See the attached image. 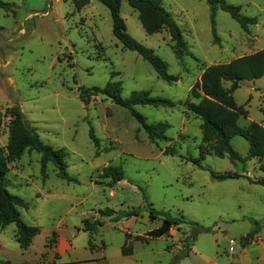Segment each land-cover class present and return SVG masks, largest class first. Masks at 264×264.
<instances>
[{
	"label": "rangeland",
	"instance_id": "obj_1",
	"mask_svg": "<svg viewBox=\"0 0 264 264\" xmlns=\"http://www.w3.org/2000/svg\"><path fill=\"white\" fill-rule=\"evenodd\" d=\"M2 1L10 3L12 10L0 9V148L5 150L8 143L9 110L18 106L44 143L65 150L67 172L77 180L60 179L52 164L43 176L40 155L33 149L9 162L7 189L28 203L27 209L19 208L25 223L47 230L59 216L74 224L81 212L82 220H103L93 238L105 239L113 259L116 242L124 232L139 241L142 261L138 264H169L184 250L182 241L197 233L189 222L216 227L221 235L228 229L234 233L245 229L246 223L238 219L245 210L252 211L256 220L264 216V186L251 185L244 177L213 179L207 170L243 173L240 162L207 154L201 160L202 167L193 163L199 154L201 120L187 109L188 102H196L190 91L207 66L264 48V0H226L239 5L243 14L256 16L257 23L245 31L218 9L214 18L217 40L206 0H163L186 42L187 51L181 58L174 54L166 29L147 34L137 11L121 0L120 15L127 33L162 58L167 72L175 76L171 81L160 78L135 51L122 47L112 34L109 10L96 0L78 10L71 0ZM108 82L119 84L122 97L144 89L151 96L172 100V107L136 106L147 122H167L170 139L151 141L128 110L110 97L82 94L89 87H103ZM233 97L247 112L238 117L239 125L249 121L264 125V75L242 81ZM90 127L100 141L98 148L89 138ZM231 143L241 155L246 154L248 144L242 137L234 136ZM170 148L174 155L168 153ZM109 165L120 166L124 173L113 186L103 177ZM245 173L251 178L260 175L255 159L246 162ZM140 188L145 189L146 203ZM148 203L155 210L184 219L150 247L142 237L161 220L149 218ZM105 207L142 210L124 222L102 216L98 210ZM229 218L235 219L234 223ZM14 232V224L0 226V264L14 261L13 248L17 252L18 246ZM214 245L210 233L198 241L204 251H212ZM225 247L227 242L223 241L221 249ZM194 262L204 263L189 252L175 264ZM212 262L218 264L215 259Z\"/></svg>",
	"mask_w": 264,
	"mask_h": 264
},
{
	"label": "trees",
	"instance_id": "obj_2",
	"mask_svg": "<svg viewBox=\"0 0 264 264\" xmlns=\"http://www.w3.org/2000/svg\"><path fill=\"white\" fill-rule=\"evenodd\" d=\"M74 7L78 10L88 4L91 0H71ZM103 4L110 13L111 31L113 36L121 43L122 47L135 51L140 57L147 61L156 74L166 81L175 79V76L167 72V65L158 56L153 49L146 47L135 40L126 30V24L120 15L121 0H96ZM128 5L138 13V19L147 34H153L166 29L173 41V51L177 58L186 54V42L183 39L182 32L176 20L163 7V0H126ZM209 4L210 22L214 39L217 40L215 30V13L218 9L227 12L239 26L247 31L249 26L257 23L256 16L243 14L241 7L236 4L228 3L226 0H206ZM12 5L0 0V9L11 11ZM264 75V48L249 54L236 57L228 62L213 64L207 66L200 80L193 86L190 96L196 102H188L187 109L201 120V142L198 145V157L193 163L202 167L201 160L207 154H213L217 157L227 156L233 161L242 164L243 173L236 171H227L218 173L207 168L211 177L217 180L246 178L250 183L264 186V126L256 121H249L246 125H239L237 119L239 116L247 115L243 105L236 103L233 93L244 80H254ZM228 83V85H227ZM83 95L90 97L96 94H103L110 97L117 105L124 107L140 124L141 128L147 134L151 141L169 140L166 131L169 127L167 122L149 123L146 118L137 111L136 106H166L172 107L174 102L168 98L160 96H151L148 90H134L127 97H122L121 87L117 82H108L103 87L92 86L82 92ZM82 95V97H83ZM11 117L9 125V136L6 149L0 148V226L9 224L15 225L14 237L19 247L26 249L32 242L35 235L40 232V228L35 225L25 223L19 212V208L27 209L28 203L20 196L11 193L7 189L5 177L8 171V163L19 158L26 149H33L40 155L39 163L42 175H46V169L52 164L60 179L70 182H76V178L67 172V163L65 161V150L63 148H53L44 143L39 135L25 121L23 114L18 106H13L9 110ZM234 136L242 137L248 144L245 155H241L234 149L231 139ZM89 138L93 145L98 148L100 141L94 133L93 127L89 128ZM170 155L175 151L170 148ZM255 159L258 163L260 175L251 178L245 174V164L248 160ZM103 177L109 178V186L124 177L120 166L109 165L103 170ZM142 198L147 202V196L144 188H140ZM149 218L156 220L160 217L161 223L142 237L144 242L149 239L167 236L169 230L174 226L184 223L182 216H172L168 212L155 210L150 204ZM141 208L130 207L121 210H115L110 207L99 209L102 216H108L114 220L137 217ZM253 221V219H252ZM102 221L95 219L90 221L87 218L82 220V228L89 234V245L92 246L93 235L98 233ZM189 224L196 227L197 233L188 236L182 241V253L178 254L169 264H175L182 255H188L191 245L200 233L209 232L212 227H204L195 221ZM257 226L258 222L254 221ZM257 229H253L241 238V242H246L255 236ZM129 234H125L128 237Z\"/></svg>",
	"mask_w": 264,
	"mask_h": 264
},
{
	"label": "crops",
	"instance_id": "obj_3",
	"mask_svg": "<svg viewBox=\"0 0 264 264\" xmlns=\"http://www.w3.org/2000/svg\"><path fill=\"white\" fill-rule=\"evenodd\" d=\"M251 212L245 210L238 218L246 223L243 231L234 233L228 229L225 231L226 233L219 235L216 227H213L211 231L197 235L196 240L191 245L190 253L198 255L199 259L204 261L201 264H216L210 263L212 259H215L218 264H264V216L260 220H256ZM81 215L80 212L79 219L72 225L68 224L66 216H59L49 225L47 230L38 226L40 232L33 237L31 244L26 249L20 248L18 243L17 252L13 248L15 258L12 264H28V262L30 264H138L142 261V253L137 248L139 241L133 240L129 235L126 237L125 234L127 233L124 232H121L122 236L116 242L115 259L108 255L109 244L101 236L99 240L94 237L90 247L89 234L81 225ZM123 220L127 222L129 218ZM230 220L234 223L235 219L231 218ZM101 221L103 223V220ZM254 221L258 222L257 226ZM254 228L257 229L255 233L257 239L242 243L241 238ZM208 233L213 235L215 244L213 250L209 252L200 249L198 246L200 238ZM163 238L164 236L149 239L146 242L147 246L150 247V244L155 240ZM232 238L234 240L237 238L238 242L236 241L233 249L230 250L229 240ZM223 241L227 242V247L221 249ZM149 252L153 253V249ZM6 255L11 256L12 254L6 253ZM192 264L200 263L194 262Z\"/></svg>",
	"mask_w": 264,
	"mask_h": 264
},
{
	"label": "built area",
	"instance_id": "obj_4",
	"mask_svg": "<svg viewBox=\"0 0 264 264\" xmlns=\"http://www.w3.org/2000/svg\"><path fill=\"white\" fill-rule=\"evenodd\" d=\"M254 239H257L256 236L250 238L248 241H252V240H254ZM235 243H236V240H234L233 238L229 240V247H230V250L233 249V246H234Z\"/></svg>",
	"mask_w": 264,
	"mask_h": 264
}]
</instances>
